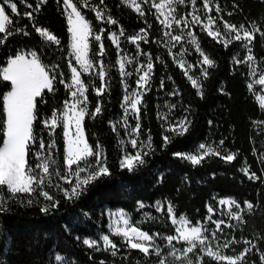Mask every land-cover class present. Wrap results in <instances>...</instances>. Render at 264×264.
<instances>
[{"label": "snow or ice", "instance_id": "snow-or-ice-1", "mask_svg": "<svg viewBox=\"0 0 264 264\" xmlns=\"http://www.w3.org/2000/svg\"><path fill=\"white\" fill-rule=\"evenodd\" d=\"M47 2L48 0H24L28 10L22 16L27 18L28 23L15 26L10 14H21L18 3L14 0H0V46H6L9 37L14 34L30 35L29 25L41 38L42 44L61 46L60 38L49 27L40 24L37 15H34L39 14ZM56 3L59 6L58 11L66 21V51L69 56L67 69L70 73L60 70L59 63H45L44 53L36 48H18L15 54L8 55L0 62V77L4 82H10L6 85L8 90L0 97V213L7 212L10 203L14 201L24 206L38 205L40 212L47 214L57 209L61 199L75 202L94 182L112 175L106 148L99 140L94 145L89 143L85 121L86 118L97 119L102 114L104 96L110 95L112 87L109 83L111 69L116 65L119 68V81L124 89L121 100L123 115L116 120L109 119L107 123L115 133L116 147L120 152L118 167L134 174L148 166L150 157L157 151V145L151 131L142 127L141 105L144 103V93L151 87L153 60L160 61L164 67L168 65L165 58L144 51L142 44L147 46L151 42L162 43L167 55L183 70V76L190 82L195 95L201 99L205 95L204 84L211 75L210 69L216 66V60L202 46V33L222 44L225 49L233 41L239 42L242 51L231 55L233 70H237L236 65L246 64L247 75L255 77L259 72L257 83L264 85V69L258 68L257 56L253 51L257 34L264 38V17L259 20L246 18L239 24L232 23L220 15L223 9L219 0H121L122 5L134 10L138 14L137 18L143 19L148 26L140 27L126 36V40L135 44L136 49L135 54L129 56L127 52L121 54V38L125 37V30L122 25H118L105 0H56ZM144 5H148V12L154 10L155 19L163 29L159 38L148 31L152 24L147 19ZM179 6L185 7L184 13L179 12ZM82 8L93 12L95 21L100 24L94 26ZM238 8L233 0V8L228 11V15H232ZM213 10L217 15L212 14ZM218 21H222V27ZM106 26L112 27L106 30ZM106 40L115 46L113 51H109L110 46H106ZM185 41L189 48L194 46V51L198 54L196 63L201 67L196 75L189 71L193 65L180 58L189 50L184 47ZM177 45L180 46L179 53L173 51ZM110 55H114L115 63L106 60ZM141 57L145 59H140ZM259 59L264 64V57ZM134 62L136 87L129 91L127 78L132 73L126 72L125 66ZM83 73L98 77V84L94 80L86 83L82 79ZM167 79L172 80V76L169 75ZM57 83L63 85L67 98L63 100L61 107H54L50 114H41L39 105L45 102V90L55 93ZM89 87L96 94L92 106ZM159 87L164 88L163 79ZM247 88L251 92L253 83L248 82ZM219 91L223 93L225 89L221 87ZM180 94L179 87L168 92L169 96ZM256 98L264 108V95ZM164 104L167 112L158 110L156 115L163 129L159 148L167 150L177 137H183L190 130L192 106L181 103L182 115L172 120L169 116L177 108V104L168 100ZM259 123L264 125V121ZM208 124L212 125L213 121L209 120ZM61 128L62 155L57 151L58 129ZM224 143V138L218 143L201 141L196 145L195 151H172L171 156L185 160L192 166L201 164L206 157L213 155L221 157L225 162H231L236 159L240 150L223 148ZM129 144L131 151L127 147ZM252 151L255 152L256 149L253 148ZM259 159L261 165H264V153L260 154ZM240 171L249 180L264 185V167L259 170L260 175L251 170L248 164H244ZM162 176L163 174L161 178ZM213 199L219 205L228 206V221L214 219L213 214L217 208L212 203H206V215L193 222L186 214L177 215L175 204L165 197L164 200H156L153 207L158 213H166V219L175 226V234L144 230L138 226L141 222L157 221V216L143 213L142 221H134L131 213L124 208H117L115 211L109 210L108 231L100 233L97 238L85 236L82 243L95 252L103 250L113 258L120 257L124 264L129 259L133 260V264H211L212 261L216 264H264V247L256 239L243 235L238 239L221 227L226 225L231 230L242 229L247 222L245 213L253 212L254 202L247 199L238 201L233 196L216 197L215 194ZM136 206L141 212L145 207L142 200H137ZM73 228L71 222L65 225L68 231ZM113 235L120 237V243L112 238ZM260 239L264 240V235ZM241 242L242 246L237 251L236 246L241 245ZM177 244L181 246L177 247ZM10 247L8 238L4 244L5 251ZM121 248L127 251H121ZM221 249H230L231 254ZM132 250H138L134 258L129 255ZM249 254H258V260H249ZM89 256L93 258L91 252ZM0 264H4V261H0ZM7 264L11 262L8 261ZM48 264H74V261L61 252L50 249ZM99 264H116V260H105L102 257Z\"/></svg>", "mask_w": 264, "mask_h": 264}, {"label": "trees", "instance_id": "trees-1", "mask_svg": "<svg viewBox=\"0 0 264 264\" xmlns=\"http://www.w3.org/2000/svg\"><path fill=\"white\" fill-rule=\"evenodd\" d=\"M14 2L18 3L21 14H10L12 24L23 26L28 23V20L22 16V13L28 9L24 0H14ZM219 2L223 9L220 15L232 23L239 24L246 18L259 20L264 17V0H235L239 8L232 15H228V11L233 8V0H219ZM105 4L118 21V25H122L125 30V37L121 38V54L127 52L129 56L134 55L135 44L128 42L126 36L133 34L140 27L148 26L143 19L137 18L138 14L134 10L122 5L121 0H105ZM58 7L56 0H48L42 11L34 15H37L40 24L49 27L60 38L61 46L42 44L41 38L29 25L30 35L14 34L9 37L6 46H0V62H3L8 55L15 54L18 48L21 50L36 48L44 53L45 63H59L60 70L69 74L66 21L58 11ZM144 7L147 19L152 24L148 31L153 36L161 37L163 29L159 21L155 19L154 10L148 12V5ZM82 11L93 21L94 26L100 24L99 21H95L94 13L89 9L82 8ZM212 14L217 15L214 10ZM218 24L222 27V21H218ZM111 27L106 26V30ZM201 36L203 48L216 60V66L210 69L211 75L204 84L205 95L202 99L195 95L190 82L183 76V70L172 62V57L167 55V50L162 43L151 42L147 46L142 44L144 51L153 52L165 58L168 65L164 67L160 61L153 60L151 87L144 93V103L141 105L142 127L151 131L153 141L157 145V151L150 157L148 166L134 174H129L127 170H121L118 167L120 152L116 147L115 133L107 123L109 119L116 120L118 116L123 115L121 100L124 89L120 84L119 68L116 65L111 69L109 83L112 87L110 95L104 96L102 114L97 119L86 118L85 121L89 143L94 145L99 140L104 144L112 175L94 182L89 190L75 202L61 199L57 209L47 214L41 213L38 205L24 206L11 202L9 210L0 213V253H3L0 255V261H4V264L8 261L11 264H48L51 249L53 252L59 251L73 259L74 264H99L102 257L105 260L115 259L116 264H124L120 257L113 258L110 253L103 250L95 252L82 243L85 236L97 238L100 233L108 231V209L124 208L132 214L134 221H142V215L146 211L159 219L141 222L138 226L144 230L175 234V226L166 219V213H158L154 209L155 201L164 200L165 197L172 200L176 206L177 215L186 214L195 222L206 215V203H212L218 210L219 204L213 199V194L216 197L233 196L238 201L247 199L254 202L253 212L245 213L247 222L242 229L228 228L226 232L235 235L238 239L241 235L256 239L264 247V240L260 239L264 235V185L258 181L249 180L240 171L244 164H248L251 170L257 171L260 175L259 170L264 167L259 159L260 154L264 153V125L259 123L264 121V109L258 103L253 90L250 92L247 88V83L250 82L247 65H236L237 70H233L231 55L242 51L239 42L233 41L229 48L225 49L222 44L207 37L206 33H202ZM106 46H110L109 51L115 49L108 40H106ZM184 46L189 48L187 42H184ZM96 47L98 48V45ZM253 51L257 56L256 62L260 64L261 69H264V64H261L259 59L264 57V38H261L259 34L253 44ZM90 54H92L91 46ZM185 56V60L193 65L190 74L196 75L201 65L196 63L198 54L195 53L194 46L189 48ZM238 58L242 59V57ZM106 60L115 63L114 55L106 57ZM73 63H75L74 59ZM125 70L132 73V76L127 78L129 91H131L136 87L135 62L126 64ZM169 75L172 76V80L167 79ZM82 79H85L86 83L89 80H94L97 84L99 82L98 77H93L89 73H83ZM161 79L164 81V88L159 87ZM7 84L10 82H4L0 77V97L4 91L8 90ZM175 87L181 89V94L169 96L168 92ZM221 87L225 89V92L219 91ZM45 93V102L39 105L41 114H50L54 107H61L63 100L67 98L63 85L59 83L56 85L55 93H48L47 90ZM88 94L90 106H92L96 94L91 87ZM165 100L177 104V108L173 109L169 116L172 120L182 115L181 103L192 106L190 130L183 137H177L167 150L159 148L160 133L163 129L156 115L158 110L167 112ZM209 120L213 121L212 125L208 124ZM120 131L123 136V129L121 128ZM221 138L225 141L223 148L231 151L240 150L236 159L231 162H225L221 157L213 155L206 157L201 164L192 166L185 160L171 156L172 151H195L199 142L218 143ZM57 139V151L62 155V128L58 129ZM127 147L130 151L132 150L130 144ZM253 148L256 149L255 152L252 151ZM161 174H163L162 178ZM137 200L144 202L145 207L142 212L137 209ZM69 222L74 225L72 231L65 229V225ZM8 238H10L11 247L5 251L4 244ZM112 238L120 243V237L113 235ZM176 246L180 247L181 244ZM241 246L242 242L241 245L236 246V250L238 251ZM121 251H127V249L121 248ZM221 251L231 254L230 249H221ZM90 252L94 259L90 258ZM137 253L138 250H132L129 255L134 258ZM248 259L258 260V254H249ZM127 264H133V260L129 259ZM211 264L216 262L212 261Z\"/></svg>", "mask_w": 264, "mask_h": 264}, {"label": "rangeland", "instance_id": "rangeland-1", "mask_svg": "<svg viewBox=\"0 0 264 264\" xmlns=\"http://www.w3.org/2000/svg\"><path fill=\"white\" fill-rule=\"evenodd\" d=\"M184 6H179V12L182 14V13H184L185 12V10H184ZM186 42V41H185ZM179 45H177L176 46V48H174L173 49V51L174 52H176V53H179ZM185 47V46H184ZM178 48V49H177ZM186 54H183L182 55V57H180V58H183V59H185L186 58V56H185ZM187 61V60H186ZM256 64H257V66H258V68H260V64L259 63H257L256 62ZM261 69V68H260ZM190 71V70H189ZM258 75H259V72L257 73V75L255 76V77H250V82H252L253 83V92H254V94H255V96L257 97L258 95H264V85H260V84H258L257 83V81H258ZM257 99V98H256ZM257 101H258V103L260 104V102H259V100L257 99ZM264 109V108H263ZM117 209V208H116ZM116 209H108L107 210V217H108V220H109V210H111V211H115ZM144 209V208H143ZM233 210H235V206H233ZM228 212V206L227 205H219L218 206V210L213 214V218L214 219H217V218H219V219H224L225 221H228V216H227V213ZM145 213H147L146 211H145ZM234 221H232V223H233ZM210 226H214V225H210ZM221 227H223L224 228V230H225V232H226V229H228L227 228V226L226 225H222ZM222 240H223V237L221 238V242H222ZM215 243V242H214Z\"/></svg>", "mask_w": 264, "mask_h": 264}]
</instances>
